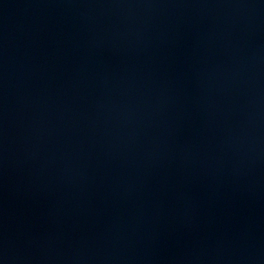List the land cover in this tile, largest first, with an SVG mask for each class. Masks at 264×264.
<instances>
[{
    "label": "water",
    "instance_id": "water-1",
    "mask_svg": "<svg viewBox=\"0 0 264 264\" xmlns=\"http://www.w3.org/2000/svg\"><path fill=\"white\" fill-rule=\"evenodd\" d=\"M0 264H264V0H0Z\"/></svg>",
    "mask_w": 264,
    "mask_h": 264
}]
</instances>
